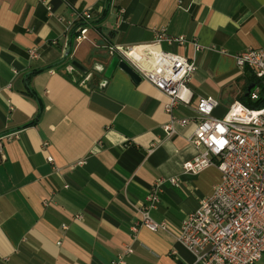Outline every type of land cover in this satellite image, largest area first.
Segmentation results:
<instances>
[{"label":"crops","instance_id":"0c3cea01","mask_svg":"<svg viewBox=\"0 0 264 264\" xmlns=\"http://www.w3.org/2000/svg\"><path fill=\"white\" fill-rule=\"evenodd\" d=\"M84 10L92 18L76 43L66 24ZM159 28L191 42L161 48L194 60L193 99L212 96L219 112L254 85L235 55L264 47V0H0V264L194 262L176 236L220 172L183 171L197 152L191 128L164 136L159 89L119 67L104 75L107 45L146 44ZM169 177L178 184L166 181L150 211L168 229L150 231L135 205Z\"/></svg>","mask_w":264,"mask_h":264},{"label":"built area","instance_id":"2783aa9c","mask_svg":"<svg viewBox=\"0 0 264 264\" xmlns=\"http://www.w3.org/2000/svg\"><path fill=\"white\" fill-rule=\"evenodd\" d=\"M91 18L90 12L84 10L67 21V31L85 22L75 27L76 43L87 38ZM154 33L149 43L112 44L106 46L107 51L166 96L163 109L169 118L160 128L164 136L191 128L187 140L197 152L182 164L183 171L196 174L214 166L220 172L211 193L203 196L198 207L180 223L176 237L193 254L192 264H253L264 252V106L254 110L234 100L222 115H215L219 102L212 96L193 99L188 86L196 71L194 60L161 48V43L185 46L190 40L170 35L165 28ZM27 53L30 59L39 56L36 48H29ZM235 62L240 68H248L264 86V47L246 48L235 55ZM258 91V87L252 90V100L257 99ZM177 105L190 108L192 114H173ZM1 147L0 139V152ZM166 181L178 184L176 177L158 178L135 205L140 215L138 224L150 231L168 229L165 221H156L150 214L159 203ZM136 228L137 225L132 230ZM130 252L126 248L124 253ZM117 263H123V258L110 262Z\"/></svg>","mask_w":264,"mask_h":264},{"label":"trees","instance_id":"16d2710c","mask_svg":"<svg viewBox=\"0 0 264 264\" xmlns=\"http://www.w3.org/2000/svg\"><path fill=\"white\" fill-rule=\"evenodd\" d=\"M105 12V10H104ZM83 23L85 22H78L74 25L73 29H72V35L75 36L77 34V32L75 31V27L78 26V25H82ZM72 39L69 40L68 42V46H70L71 44V41ZM38 70H34L32 73H35L37 72ZM248 83L251 85V84H254L253 86H251L248 90V92H244L243 94H241L239 96V99L238 101H240L241 103H243L245 106L249 107V108H254V110L256 108H260L262 106H264V86L261 82V80L257 77H255L253 74H250L249 77H248ZM255 87H258L259 88V91H258V97L257 99L254 98V100H252L250 98V93L252 92V90H254ZM28 92L31 93L33 95V92L30 90V88L28 89ZM40 107H38V112L35 116V118L29 122V123H34L36 122V119L39 118V115H40ZM28 123V124H29Z\"/></svg>","mask_w":264,"mask_h":264},{"label":"water","instance_id":"95a60500","mask_svg":"<svg viewBox=\"0 0 264 264\" xmlns=\"http://www.w3.org/2000/svg\"><path fill=\"white\" fill-rule=\"evenodd\" d=\"M69 48L66 49V53L68 54ZM115 67H119L128 75H130L133 82L137 83L140 81V76L123 60H119L118 56L114 55L111 57L109 64L104 72L105 76H110L111 72L114 70Z\"/></svg>","mask_w":264,"mask_h":264},{"label":"rangeland","instance_id":"374dc122","mask_svg":"<svg viewBox=\"0 0 264 264\" xmlns=\"http://www.w3.org/2000/svg\"><path fill=\"white\" fill-rule=\"evenodd\" d=\"M227 107H228V106H224L223 108H219V112H218V111H215V112H214L215 115H217V116L222 115L223 112L226 110Z\"/></svg>","mask_w":264,"mask_h":264}]
</instances>
